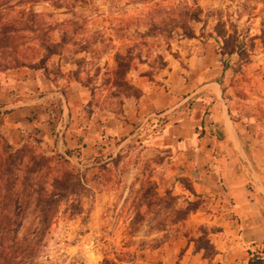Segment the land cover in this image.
I'll return each instance as SVG.
<instances>
[{"label": "rangeland", "instance_id": "rangeland-1", "mask_svg": "<svg viewBox=\"0 0 264 264\" xmlns=\"http://www.w3.org/2000/svg\"><path fill=\"white\" fill-rule=\"evenodd\" d=\"M16 2L0 0V90L4 76L22 71L18 78L25 81L31 71L33 81L44 80L35 82L39 87L34 93L45 98L52 124L60 109V99L50 97L55 92L66 101L67 97L71 109L85 118L100 122V113H107L113 115L112 127L122 122L127 103L141 98L135 100L133 92L128 98L116 84L113 74L119 64L129 66L126 81L136 88L166 83L179 98L186 97L192 84L208 81L200 73L210 67L218 74L221 98L240 128L248 154L259 153L258 142L263 141L264 147L260 0ZM196 7L203 11L199 23L186 17ZM236 33L244 42L239 50L243 51L230 55ZM75 77L88 88L79 83L77 89H70ZM82 92L86 97L81 99ZM155 120L119 152V141L107 151L96 146L92 156L78 155L79 149L68 151L65 167L81 177L85 189L81 197L61 205L36 264H173L186 253L188 239L201 235V228L213 230L214 235L221 232L198 223L210 207L202 196V209L180 221V212L197 199L184 188L190 186V179L156 174L158 158L143 154V135L148 130L160 133L174 123L169 115ZM0 135L7 142L2 131ZM36 136L24 135L22 144L40 141ZM107 136L114 138L104 134L106 140ZM22 144L11 146L17 149ZM39 147L49 157L56 156L53 150ZM261 168L263 156L254 161V173ZM27 227L24 223L20 235Z\"/></svg>", "mask_w": 264, "mask_h": 264}, {"label": "crops", "instance_id": "crops-1", "mask_svg": "<svg viewBox=\"0 0 264 264\" xmlns=\"http://www.w3.org/2000/svg\"><path fill=\"white\" fill-rule=\"evenodd\" d=\"M22 73L4 76L6 81L0 90V108L4 113L0 115V131L10 145H21L24 135L31 134L37 135L40 145L66 159L70 158L68 151L79 149L78 155L92 156L96 146L107 151L115 141L120 142L116 148L119 152L144 128L149 129L155 119L169 115L173 124L160 133L148 130L143 135L142 152L149 159L158 158L156 174L190 179L195 194L209 202V212L201 213L198 223L221 230L211 236L218 252L213 264H247L253 254L264 257V168L253 171L254 161L264 157L263 141L257 144V155L248 154L240 128L221 98L214 70L202 68V80L210 79L192 84L185 98L172 95L166 83L138 86L141 99L127 103L123 121H117L115 128L110 125L113 115L100 113V122L85 118L73 111L72 103L67 97V101L60 98L58 92L50 95L60 99L59 116L52 124L45 110V98L34 93L39 87L35 82L42 84L44 80L33 81L31 71L25 74V81L20 80L18 74ZM78 86L74 82L69 87ZM79 95L82 99L86 92ZM104 134L114 138L107 136L106 140ZM192 249L193 244L188 243L182 259L173 264H212Z\"/></svg>", "mask_w": 264, "mask_h": 264}, {"label": "trees", "instance_id": "trees-1", "mask_svg": "<svg viewBox=\"0 0 264 264\" xmlns=\"http://www.w3.org/2000/svg\"><path fill=\"white\" fill-rule=\"evenodd\" d=\"M28 2L31 0H18L16 3L23 5ZM260 3L264 8V0H260ZM202 13L201 8L196 7L188 12L186 17L199 23ZM262 27L260 40L264 44V21ZM181 29L185 31L186 28L182 26ZM237 34L230 55L243 51L239 50L244 47V42L240 41L241 35ZM251 49H254V46H251ZM128 72L127 64H119L113 76L118 87L128 94V98L133 92L131 96L138 100L142 97V92L126 81ZM74 79L88 88L77 77ZM40 143L33 140L16 149L0 135V264H36L46 233L61 205L74 197H81L85 189L81 177L65 167L66 158L62 155L49 157L41 151ZM189 185L184 188L197 201L189 202L187 209L180 212L183 213L180 221L198 212L205 204V201L195 194L190 182ZM24 223H28V227L24 234L20 235L19 231ZM200 233L196 238H189L188 243L194 244V252L201 253L203 259L211 263L218 255L211 240L215 232L201 228ZM247 264H264V257L261 254H253Z\"/></svg>", "mask_w": 264, "mask_h": 264}]
</instances>
